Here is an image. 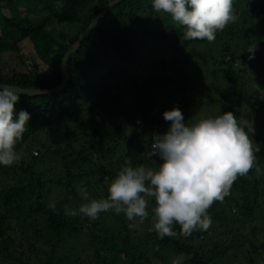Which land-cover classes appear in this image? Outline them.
<instances>
[{
    "label": "trees",
    "instance_id": "16d2710c",
    "mask_svg": "<svg viewBox=\"0 0 264 264\" xmlns=\"http://www.w3.org/2000/svg\"><path fill=\"white\" fill-rule=\"evenodd\" d=\"M112 1L0 0V85L58 87L65 54ZM233 8L236 22L218 31L210 43L185 40V29L169 14L155 12L152 0H124L70 56L65 89L20 96L14 119L21 110L30 119L17 145L21 159L0 165V264H166L170 255L181 254L190 257L183 264H215L233 248L248 264H257V256L264 255V142L256 130L261 171L253 168L238 177L223 202L212 204L206 231L159 239L152 228L154 200H149V217L137 222L134 231L123 213L103 212L95 221L65 215L66 206L78 208L84 202L78 185L87 188L90 198H106L126 162L153 168L163 163L149 152L153 135H163L170 127L162 116L164 108L178 107L187 124L194 103L204 106L213 90L218 92L216 116L242 108L249 90L241 85V73L264 51V0H234ZM59 25L67 30L59 31ZM27 44L35 56L24 52ZM199 45L206 54H197L192 63L197 66L191 65L188 73L178 54ZM250 45H257L252 59L246 51ZM144 49L163 56L145 60ZM100 219L115 223L116 231L104 227V236L94 234L91 229ZM257 219L263 228L252 224ZM248 222L250 235L239 237L235 231ZM89 232L90 243L85 236ZM217 237L208 256L205 241Z\"/></svg>",
    "mask_w": 264,
    "mask_h": 264
},
{
    "label": "clouds",
    "instance_id": "9594fccd",
    "mask_svg": "<svg viewBox=\"0 0 264 264\" xmlns=\"http://www.w3.org/2000/svg\"><path fill=\"white\" fill-rule=\"evenodd\" d=\"M234 0H152L155 12L166 13L182 26L185 40L214 42L216 33L236 22ZM257 45H250L249 59ZM22 91L0 87V165L11 166L21 159L17 145L22 141L30 114L15 105ZM170 122L166 133L154 134L149 156H158V168L132 166L126 162L108 187L106 198H90L83 185L77 186L81 200L78 208L65 207V215L86 216L92 221L103 212L123 213L134 229L149 217V200H154L152 228L159 239L189 237L197 229L206 231L212 223L208 209L223 202L238 177L260 168L256 163L259 144L253 140L251 120H238L231 112L184 122L178 107L163 112ZM179 225L180 231H175ZM190 257L181 254L172 264H183Z\"/></svg>",
    "mask_w": 264,
    "mask_h": 264
},
{
    "label": "rangeland",
    "instance_id": "374dc122",
    "mask_svg": "<svg viewBox=\"0 0 264 264\" xmlns=\"http://www.w3.org/2000/svg\"><path fill=\"white\" fill-rule=\"evenodd\" d=\"M58 30L59 31L63 30L65 32L67 30V26L64 25V27L61 28V26L59 25ZM216 51L217 50L215 49L214 52ZM24 52L26 54H29L28 56H32L34 54V50L32 49L31 45H28V44L24 47ZM165 53H166V56L172 57V55L170 54L171 52L165 51ZM198 53H200L201 56L206 54L205 48L202 47L201 45L194 46L189 51L182 52V53L180 52V54H178V57H181V60L187 64L186 71L188 73L190 72V66L192 65V63L196 62L195 57L197 56ZM160 54L162 53H155L149 49L148 50L144 49L142 52V57L145 60H148L146 58H149L150 61H154V60H157L156 59L158 58L157 55H160ZM214 54L215 56H219L217 53H214ZM33 56H35V54ZM162 56L163 55H160V57ZM192 66H197V65H192ZM139 71L143 75L144 71L141 69H139ZM241 76H243L241 85L243 86V88H248L249 99L245 100V102L242 105V108L239 109L234 115L237 117L238 120H243V118H247L251 116L252 119L250 118V120L253 122L254 129L260 132L263 142H264V51L257 58H254L253 62H251L250 65L245 69V71L241 73ZM122 80L125 81L126 79L123 78ZM217 96H218L217 90H213L210 96L206 99L207 103L204 106H200V105L197 106L198 104L197 102H195L192 110L186 116L185 121L189 124H192V123H195L196 120L201 119V118L215 117L218 112V108H219L218 104L216 103ZM166 110L167 108H164L162 110V116H163V112ZM253 140L255 141L254 135H253ZM36 155H37L36 151L33 152V156H36ZM61 195L62 193L60 192L59 196ZM57 196L58 194L55 192L53 197H57ZM54 199L55 198H53L52 200ZM98 222L100 224L97 226H94L91 229V230H94V234L104 236V233H103L104 227L110 228V231L113 233L114 231H116L117 225L113 223L112 221H110L109 219H106V220L100 219ZM252 224L253 225L256 224V226H259V228H263L262 226L260 227L261 223L259 219L252 221ZM249 225L250 223L248 222L246 225L247 227H243L239 231L236 230L235 233L239 235V237L243 236L247 238L250 235V230H251V227H249ZM136 228L132 230L134 231L136 230ZM255 234L257 235V237H259V231H257ZM110 235L111 234H108L107 236H110ZM85 236L88 238V242L90 243L92 241L91 239L92 234L89 232V233H86ZM252 237H254V235H252ZM257 237H254V238H257ZM218 240H219V237L215 238L214 240H211V238H208L205 241L206 243H205L204 251L206 252L208 256L213 254V253L211 254V250L215 248L213 244L215 242H219ZM228 243L229 245H231L230 241ZM256 243L257 245H259L261 241L258 240ZM80 247L81 249H87L86 245H80ZM82 255L85 257L86 260L88 258L90 259V256L88 255V253H82ZM177 257H178L177 255H175L174 257L170 255L166 261V264L167 262L172 261L173 258H177ZM257 257H258L256 258L257 264H264V255L262 256L259 255ZM222 258H223V262H220V263L217 262L215 264H248L245 259V256H243L242 253H239V251L236 250L235 248L231 250H226Z\"/></svg>",
    "mask_w": 264,
    "mask_h": 264
},
{
    "label": "water",
    "instance_id": "95a60500",
    "mask_svg": "<svg viewBox=\"0 0 264 264\" xmlns=\"http://www.w3.org/2000/svg\"><path fill=\"white\" fill-rule=\"evenodd\" d=\"M124 0H113L106 7H104L97 16L92 20L91 24L83 31V33L79 36L77 41L73 44V46L67 51L62 61V74L63 79L61 84L58 87L52 89H27L19 86H9V85H0V87H11L16 89L17 91H22L20 96H43L48 94L58 93L61 90L65 89L70 80V75L68 73V64L69 58L72 54L76 53L82 43L90 36L93 30L96 28L98 23L104 18V16L109 12L112 8H114L117 4L121 3Z\"/></svg>",
    "mask_w": 264,
    "mask_h": 264
},
{
    "label": "built area",
    "instance_id": "2783aa9c",
    "mask_svg": "<svg viewBox=\"0 0 264 264\" xmlns=\"http://www.w3.org/2000/svg\"><path fill=\"white\" fill-rule=\"evenodd\" d=\"M37 154V153H36Z\"/></svg>",
    "mask_w": 264,
    "mask_h": 264
}]
</instances>
